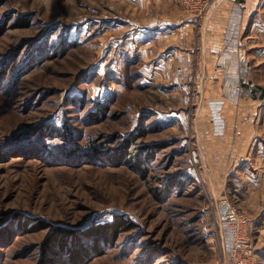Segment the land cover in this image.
<instances>
[{"label": "rangeland", "instance_id": "1", "mask_svg": "<svg viewBox=\"0 0 264 264\" xmlns=\"http://www.w3.org/2000/svg\"><path fill=\"white\" fill-rule=\"evenodd\" d=\"M243 22L221 42L181 0H0V264H229L224 203L264 264V31Z\"/></svg>", "mask_w": 264, "mask_h": 264}, {"label": "built area", "instance_id": "2", "mask_svg": "<svg viewBox=\"0 0 264 264\" xmlns=\"http://www.w3.org/2000/svg\"><path fill=\"white\" fill-rule=\"evenodd\" d=\"M217 0H181L188 15L204 18L215 6ZM219 221L225 225L226 251L229 264H254V244L248 228L250 218L243 212L224 203L219 210Z\"/></svg>", "mask_w": 264, "mask_h": 264}, {"label": "crops", "instance_id": "3", "mask_svg": "<svg viewBox=\"0 0 264 264\" xmlns=\"http://www.w3.org/2000/svg\"><path fill=\"white\" fill-rule=\"evenodd\" d=\"M239 14L244 18L243 26L245 28L253 29L256 24L255 27L259 26L264 31V0H217L214 8L203 18L202 29L204 28L208 34L213 32L212 34L220 36L221 42H224L229 27V17L232 16L233 19H236ZM253 18L257 19L256 23L254 21L249 25V20ZM160 29L153 30L156 32L153 34L154 37L163 34L165 29ZM169 49V52H172L169 55L172 59L174 48L172 46Z\"/></svg>", "mask_w": 264, "mask_h": 264}, {"label": "trees", "instance_id": "4", "mask_svg": "<svg viewBox=\"0 0 264 264\" xmlns=\"http://www.w3.org/2000/svg\"><path fill=\"white\" fill-rule=\"evenodd\" d=\"M126 225V222L122 218L116 217L114 220L99 226L98 229L102 231L104 235H107V238H109L112 234H116L118 231L125 229Z\"/></svg>", "mask_w": 264, "mask_h": 264}, {"label": "bare ground", "instance_id": "5", "mask_svg": "<svg viewBox=\"0 0 264 264\" xmlns=\"http://www.w3.org/2000/svg\"><path fill=\"white\" fill-rule=\"evenodd\" d=\"M219 110V109H218Z\"/></svg>", "mask_w": 264, "mask_h": 264}]
</instances>
